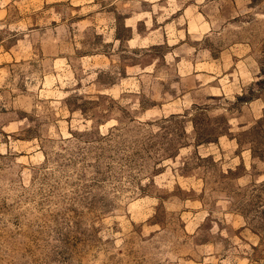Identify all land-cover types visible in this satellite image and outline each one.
Listing matches in <instances>:
<instances>
[{
  "label": "rangeland",
  "instance_id": "374dc122",
  "mask_svg": "<svg viewBox=\"0 0 264 264\" xmlns=\"http://www.w3.org/2000/svg\"><path fill=\"white\" fill-rule=\"evenodd\" d=\"M0 264H264V0H0Z\"/></svg>",
  "mask_w": 264,
  "mask_h": 264
}]
</instances>
